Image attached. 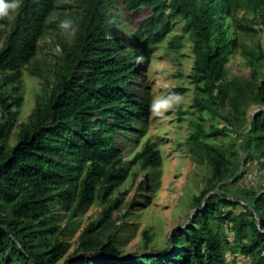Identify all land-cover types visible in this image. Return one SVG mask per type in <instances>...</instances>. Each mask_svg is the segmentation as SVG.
Returning a JSON list of instances; mask_svg holds the SVG:
<instances>
[{
  "label": "trees",
  "instance_id": "16d2710c",
  "mask_svg": "<svg viewBox=\"0 0 264 264\" xmlns=\"http://www.w3.org/2000/svg\"><path fill=\"white\" fill-rule=\"evenodd\" d=\"M243 1L21 0L18 13L0 19V264H58L68 245L56 238V228L48 221L52 207L60 204L74 213L96 202L103 211L82 236L79 250L85 256L68 264H229L231 243L220 233L228 225L235 234L234 251L251 264H264V193L240 188L231 196L235 186L224 182L236 174L239 160L208 141L233 133L237 159L234 146L242 140L245 163H264V109L248 123L231 99L232 111L219 113L229 91L237 89L224 84L232 50L241 47L235 31H250L233 18ZM252 1L263 21L264 0ZM120 5L151 11L138 21L128 43L114 35ZM229 17L232 22H227ZM179 20L184 24L171 38L169 50L178 59L183 40L191 41L196 118L189 121L193 130L186 144L193 160L205 161L211 169L207 188L194 199L197 205L205 199L204 209L183 230L174 231L161 252L122 259L112 238L103 245L98 242L121 206L111 196L135 166L157 172L161 156L156 143L147 140L125 168L115 141L124 132H136L134 122L145 120L148 104L129 87ZM62 21H71L74 34L72 28L61 29ZM24 71L41 87L17 143L8 147L5 141L23 104ZM262 82L260 86L254 79L249 90L259 105H264V77ZM202 112L220 117L225 125L207 131ZM220 183L219 191L210 195ZM143 235L148 239L147 231Z\"/></svg>",
  "mask_w": 264,
  "mask_h": 264
},
{
  "label": "rangeland",
  "instance_id": "374dc122",
  "mask_svg": "<svg viewBox=\"0 0 264 264\" xmlns=\"http://www.w3.org/2000/svg\"><path fill=\"white\" fill-rule=\"evenodd\" d=\"M202 3V0H197ZM233 18L244 28L250 31L236 30L241 45L232 50V55L226 66L224 84H235L237 89H231L229 99L220 108L221 115L232 111V102L239 111L244 113L250 123L254 114L264 109V105L256 102L255 96L249 91L254 79L258 85L263 86L264 77V18L260 21L255 11V2L245 0L242 2ZM119 26L114 35L120 36L122 41L128 43L131 32L139 20L149 16V9L134 12L123 5L117 7ZM227 22H232L231 17ZM184 20H179L172 32L160 42L150 56L147 64L139 70L134 83L129 90L141 96L148 104V113L143 122H134L136 132H124L116 138L115 147L124 157L125 168L133 156L140 151L142 145L151 140L156 143L161 156V167L157 172L141 170L135 166L129 173L126 181L112 194L111 199L120 201L121 206L112 214L111 224L101 230L98 242L103 245L112 238L113 245L119 250L122 259L153 255L161 252L170 244L174 231L183 230L191 221L197 211H203L205 199L200 205L195 197L207 188V180L211 177L209 165L193 160L188 152L187 138L192 132L189 121L196 118L192 115L193 85L190 75L193 65L191 41L186 37L180 49L178 59L170 56L169 42L171 38L181 33ZM3 75H0V80ZM13 86H18L14 84ZM41 83L26 71L20 85L23 95V104L20 109L19 120L5 141L8 147H13L17 141L23 125L36 106ZM9 94L16 96L15 92L7 87ZM195 113V112H194ZM207 131L219 129L224 126L220 117L210 112L199 114ZM0 114V122H1ZM236 135L229 133L226 138H215L209 142L224 148L234 158L239 160V168L232 179L226 184L234 185L230 195L235 196L240 188H247L264 193V163L263 160L246 161L245 154L239 149L242 140H237L234 150L239 158L233 155V145ZM236 158V159H235ZM239 176L237 181H233ZM155 178L154 183L151 180ZM218 184L209 194L219 191ZM239 185V187H238ZM233 198H230L232 200ZM246 205L244 200L238 201ZM103 207L96 202L84 210L74 213L65 211L60 204L52 207L49 222L56 228V238L67 243L58 264H68L74 257L85 256L79 250L80 241L89 226L101 219ZM259 227V217L255 214ZM147 231L148 239L143 235ZM223 239L231 243L226 253L229 264H251V259L244 258L234 251L235 234L231 225L220 229ZM20 246V244H18Z\"/></svg>",
  "mask_w": 264,
  "mask_h": 264
},
{
  "label": "clouds",
  "instance_id": "9594fccd",
  "mask_svg": "<svg viewBox=\"0 0 264 264\" xmlns=\"http://www.w3.org/2000/svg\"><path fill=\"white\" fill-rule=\"evenodd\" d=\"M22 6L21 0H0V19H4L12 14L18 13ZM62 30L72 28L71 21H62L60 25ZM75 29L72 28V34Z\"/></svg>",
  "mask_w": 264,
  "mask_h": 264
},
{
  "label": "built area",
  "instance_id": "2783aa9c",
  "mask_svg": "<svg viewBox=\"0 0 264 264\" xmlns=\"http://www.w3.org/2000/svg\"><path fill=\"white\" fill-rule=\"evenodd\" d=\"M229 200H230V198H229ZM232 201V200H231Z\"/></svg>",
  "mask_w": 264,
  "mask_h": 264
}]
</instances>
